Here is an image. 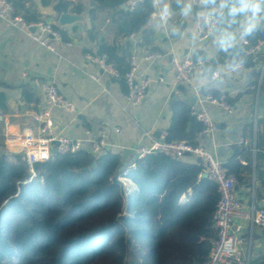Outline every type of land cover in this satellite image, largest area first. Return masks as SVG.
Segmentation results:
<instances>
[{
	"label": "trees",
	"instance_id": "16d2710c",
	"mask_svg": "<svg viewBox=\"0 0 264 264\" xmlns=\"http://www.w3.org/2000/svg\"><path fill=\"white\" fill-rule=\"evenodd\" d=\"M128 1L88 0L86 9L90 23L87 36L96 45L91 54L105 55L118 72L122 88L132 54L131 36L140 33L139 43L145 47L154 41L147 29L153 11L151 0L123 10L121 6ZM8 2L26 23L40 21L32 2ZM42 3L53 4L55 22L61 14L85 11L81 3L69 0ZM103 11L109 14L111 41L96 37L98 14ZM52 27L66 41L63 28L56 23ZM245 38L249 45L239 43L219 52L211 61V71L234 59L242 60L244 68L258 65L261 55L248 54L247 50L264 41V27ZM192 59L200 61L203 56L197 52ZM250 86H259L264 94V73L251 77L245 92H250ZM201 92L216 99L225 96L230 106L237 101V97L230 99L214 90ZM202 130L191 106L179 100L172 106L164 139L184 141L195 148L196 136ZM243 136L254 140V145L233 146L224 170L237 183L247 184L245 176L251 173L252 165L259 169L264 164V111L256 121L254 135L249 125ZM238 157L245 158L247 164H239ZM120 160L119 154L109 150L98 156L83 151L54 154L46 162L35 164L31 177L20 154L0 153V264H204L215 237L212 215L219 194L208 177L200 176L202 161L185 164L154 153L127 168L120 166ZM113 180L121 182L123 197ZM248 264H264V256Z\"/></svg>",
	"mask_w": 264,
	"mask_h": 264
},
{
	"label": "crops",
	"instance_id": "0c3cea01",
	"mask_svg": "<svg viewBox=\"0 0 264 264\" xmlns=\"http://www.w3.org/2000/svg\"><path fill=\"white\" fill-rule=\"evenodd\" d=\"M27 1L34 4L40 21L57 25V21H54L53 4L44 5L41 0V6L45 9V12H41L35 0ZM69 1L81 3L85 7V11L80 14L83 20L81 23L62 27L67 39H52L50 44L54 52L48 51L20 30L0 20V153L19 154V149L6 142V135L30 133L33 137L38 136V124L34 121V116L47 108L41 90V84L45 81L53 82L58 92L73 106L71 112L56 108L49 110L53 136L88 143L95 140L99 131L104 129L108 150L121 156L124 150L149 145L151 140L145 137L146 132H151L153 139L158 138L157 132L159 135L165 134L172 116V106L177 101L187 104L188 99L195 97L196 102L191 109H197L204 96L201 90L209 89L225 94L230 99L237 97V101L231 105V112L213 104L203 105L213 129L207 134L200 133L196 136L197 147L210 154L224 169L233 146L248 143L254 145V140L248 141L243 133L244 128L250 125L254 135L256 121L264 111V108L258 107V97L264 94L260 93L259 86L256 89L250 86L249 93L245 90L251 77L256 73L261 77L264 73V46L256 52L261 58L255 67H242L231 72L226 71L227 65H217L213 72L219 71L222 74L223 85H217L211 78L205 81L201 66L192 73L189 82L177 85L170 67V58L192 59L198 52L203 56L200 59L201 65L208 62L207 68L211 69V61L217 54L227 51L216 46L215 31L207 41L197 40L196 25L204 16L205 9L195 7L193 0H154L147 24L154 41L145 47L139 43L140 33L130 38L133 46L131 56L136 63L135 75L137 78L146 77L150 80L144 101L132 108L126 101V88H122L117 80L101 76L100 81L95 82L90 78L91 75L99 74L100 70L86 58L87 54L96 50V45L87 36L90 28L86 13L88 0ZM132 1H128L126 9ZM188 4L191 5L190 12L184 15L183 9ZM165 5L171 13L166 22L160 18ZM108 15L106 11L98 14L96 37L99 40L112 39ZM263 27L264 16L256 29ZM232 30L238 38L239 24H234ZM237 44L238 39L235 45ZM153 48L156 51L151 52ZM155 52L162 57L154 61L145 59L146 55ZM130 158L131 155L128 160ZM179 160L185 164H196L199 159L185 154ZM237 162L247 164L243 157H238ZM245 177L249 182L236 183V196L244 206L253 204L255 208L264 209V164L259 169L252 165L251 173ZM123 183L130 185L128 180H123ZM132 187L131 184V189ZM184 200L185 196H182L181 201ZM232 231L240 240L237 254L247 264L264 256V233H261V227L251 226L249 221L237 218L232 222Z\"/></svg>",
	"mask_w": 264,
	"mask_h": 264
},
{
	"label": "built area",
	"instance_id": "2783aa9c",
	"mask_svg": "<svg viewBox=\"0 0 264 264\" xmlns=\"http://www.w3.org/2000/svg\"><path fill=\"white\" fill-rule=\"evenodd\" d=\"M140 2L142 0H133L127 9H133ZM151 2L153 5L154 0H151ZM193 5L198 8H204L200 0H193ZM0 20L20 30L50 52H54L50 44L52 39L62 41L58 32L53 29V24L44 21L26 23L21 16L14 14L13 7L8 0H0ZM214 31L213 26L207 24L203 16L196 25L195 33L197 40L199 42L207 41ZM239 37V43L249 45L245 37L242 39ZM66 45L69 46V43H66ZM262 46H264V41H259L254 46H250L247 53L255 55ZM161 57L160 53L155 52L146 55L145 59L147 61H154ZM86 58L100 70L99 74L90 76L93 81L99 82L101 76L114 80L119 78V74L114 66L106 61L105 55L87 54ZM169 63L174 82L177 85L189 82L192 73L201 66V61H195L187 57L182 59L172 57L169 59ZM135 72L136 63L131 56L128 63V71L124 75V84L126 88V101L132 108L139 106L144 101L150 82L146 77L137 78ZM41 90L47 108L34 116V121L38 124V136L33 137L30 133H22L10 134L5 137L6 142L19 149V154L27 165L31 177L34 176L33 166L49 160L53 156L51 153L53 149L55 150V154H74L83 151L93 156L101 155L108 150L107 135L104 129L99 131L95 140L88 143L79 139L53 136L51 133L52 118L49 110L56 108L71 112L73 106L63 98L53 82H43ZM204 104H213L226 112H231L232 106L227 104L225 96L216 99L210 95H204L199 101L198 108L191 109L193 116L203 125L201 133L207 134L213 129V125L205 112ZM115 132L117 133L118 130L116 129ZM145 137L151 140V143L149 145H140L132 150L131 158L126 162V167L132 168L135 160L154 153H161L175 159H180L185 154H190L201 160L206 177L217 186L219 194L212 215V226L215 230V237L210 242L209 253L204 264H247L237 254V246L240 240L232 231V222L234 219L240 218L249 221L251 226L263 227L264 209L255 208L253 204L244 206L240 202L234 192L237 181L234 177L227 176L221 164L212 158L210 154L198 147L193 148L184 141L167 142L164 139V134L153 139L151 132H146Z\"/></svg>",
	"mask_w": 264,
	"mask_h": 264
},
{
	"label": "clouds",
	"instance_id": "9594fccd",
	"mask_svg": "<svg viewBox=\"0 0 264 264\" xmlns=\"http://www.w3.org/2000/svg\"><path fill=\"white\" fill-rule=\"evenodd\" d=\"M205 9V22L212 25L216 35L215 44L222 51H228L237 42L236 32L232 30V25L239 24L240 39L254 32L264 16V0H200ZM191 5L188 4L183 9V14L188 15ZM171 15L167 5L160 13L162 21L166 22ZM243 66L242 60H233L227 65L226 71L235 72ZM205 81L210 78L215 80L217 85H223L222 74L212 72L210 68L202 70ZM211 74V76H210Z\"/></svg>",
	"mask_w": 264,
	"mask_h": 264
},
{
	"label": "water",
	"instance_id": "95a60500",
	"mask_svg": "<svg viewBox=\"0 0 264 264\" xmlns=\"http://www.w3.org/2000/svg\"><path fill=\"white\" fill-rule=\"evenodd\" d=\"M41 0H35L36 2V5H37V8L39 9V11L41 12H45V9L42 8L41 6ZM121 8L123 10H126V6L125 5H122ZM83 20V17L81 15H75V14H71V13H64V14H61L58 16L57 18V25L58 27H65V26H68V25H72L74 23H81ZM209 66V63L208 62H203L202 65H201V69L203 70L204 68H207ZM175 98H173L174 100ZM196 102V98L193 97L191 98L190 100L188 99L187 100V104L189 106H193ZM258 107L263 109L264 108V96H259L258 97ZM156 136H159V132L156 133ZM51 153L54 155L55 154V150H51ZM132 155V150H124L122 152V155H121V160H120V166L122 167H125L126 166V162L128 160V157ZM83 169H86V168H83ZM202 178H205L206 177V174L205 173H202L200 175ZM113 183L114 184H117L119 185L120 187V195L123 197V189H122V184L119 180H113ZM235 189V188H234ZM261 233H264V226L261 227Z\"/></svg>",
	"mask_w": 264,
	"mask_h": 264
},
{
	"label": "rangeland",
	"instance_id": "374dc122",
	"mask_svg": "<svg viewBox=\"0 0 264 264\" xmlns=\"http://www.w3.org/2000/svg\"><path fill=\"white\" fill-rule=\"evenodd\" d=\"M126 184V183H125Z\"/></svg>",
	"mask_w": 264,
	"mask_h": 264
}]
</instances>
